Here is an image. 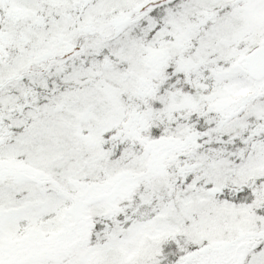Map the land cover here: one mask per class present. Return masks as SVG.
Wrapping results in <instances>:
<instances>
[{"label": "snow or ice", "instance_id": "obj_1", "mask_svg": "<svg viewBox=\"0 0 264 264\" xmlns=\"http://www.w3.org/2000/svg\"><path fill=\"white\" fill-rule=\"evenodd\" d=\"M0 264H264V0H0Z\"/></svg>", "mask_w": 264, "mask_h": 264}]
</instances>
